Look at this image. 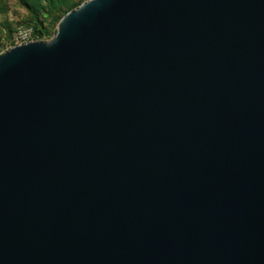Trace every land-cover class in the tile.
Masks as SVG:
<instances>
[{
  "label": "water",
  "instance_id": "1",
  "mask_svg": "<svg viewBox=\"0 0 264 264\" xmlns=\"http://www.w3.org/2000/svg\"><path fill=\"white\" fill-rule=\"evenodd\" d=\"M0 264H264V0H85L0 54Z\"/></svg>",
  "mask_w": 264,
  "mask_h": 264
},
{
  "label": "rangeland",
  "instance_id": "2",
  "mask_svg": "<svg viewBox=\"0 0 264 264\" xmlns=\"http://www.w3.org/2000/svg\"><path fill=\"white\" fill-rule=\"evenodd\" d=\"M80 1L85 0H0V54L18 44L19 30L30 29L31 41L38 29H43L45 33L37 40L49 41L62 12Z\"/></svg>",
  "mask_w": 264,
  "mask_h": 264
},
{
  "label": "built area",
  "instance_id": "3",
  "mask_svg": "<svg viewBox=\"0 0 264 264\" xmlns=\"http://www.w3.org/2000/svg\"><path fill=\"white\" fill-rule=\"evenodd\" d=\"M29 36H30V29H23V30H19L16 34V41L18 44H20L21 42H27L29 41Z\"/></svg>",
  "mask_w": 264,
  "mask_h": 264
},
{
  "label": "trees",
  "instance_id": "4",
  "mask_svg": "<svg viewBox=\"0 0 264 264\" xmlns=\"http://www.w3.org/2000/svg\"><path fill=\"white\" fill-rule=\"evenodd\" d=\"M81 2H82V1H80V2L77 3V4L72 5V6L69 7L68 9L64 10L62 13L65 14L67 11H70V10L76 8ZM63 14H62V15H63ZM44 33H45V30H43V29H38V31H37L36 34L34 35V38H33V39L37 40L38 37H39V35H43Z\"/></svg>",
  "mask_w": 264,
  "mask_h": 264
}]
</instances>
